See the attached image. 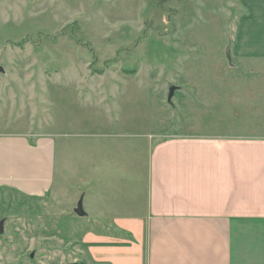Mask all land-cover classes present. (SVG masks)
I'll use <instances>...</instances> for the list:
<instances>
[{"label":"rangeland","instance_id":"obj_1","mask_svg":"<svg viewBox=\"0 0 264 264\" xmlns=\"http://www.w3.org/2000/svg\"><path fill=\"white\" fill-rule=\"evenodd\" d=\"M245 26L264 28V1L0 0V135L54 148L44 195L0 188V264H85L98 227L73 207L126 200L137 174L146 185L150 142L250 136L242 95L257 110L261 82L239 79L260 75L238 61Z\"/></svg>","mask_w":264,"mask_h":264},{"label":"crops","instance_id":"obj_2","mask_svg":"<svg viewBox=\"0 0 264 264\" xmlns=\"http://www.w3.org/2000/svg\"><path fill=\"white\" fill-rule=\"evenodd\" d=\"M255 5L246 8L245 18L263 9ZM250 28L238 30L242 44L235 51L238 61L260 68L258 76L239 78L261 82L257 110L249 103L252 88L241 100L242 127L251 135H179L150 142L146 185L139 186L137 174L123 193L126 200L110 198L100 211L86 206L85 216L78 217L98 227L83 238L85 264H264V28ZM53 150L31 147L22 136L0 135V188L44 195L52 184ZM99 178L102 187L111 177ZM109 190L103 194L114 196Z\"/></svg>","mask_w":264,"mask_h":264},{"label":"water","instance_id":"obj_3","mask_svg":"<svg viewBox=\"0 0 264 264\" xmlns=\"http://www.w3.org/2000/svg\"><path fill=\"white\" fill-rule=\"evenodd\" d=\"M226 57L227 59L229 60V57H228V50H226ZM3 72V69L0 67V73ZM175 90V87L171 86L169 89H168V97H167V101L169 102L172 95H173V92ZM73 213L77 216V217H84L85 214L83 212V209H82V204H81V200L78 201V203L76 204V207L73 209ZM0 232H1V227H0Z\"/></svg>","mask_w":264,"mask_h":264}]
</instances>
